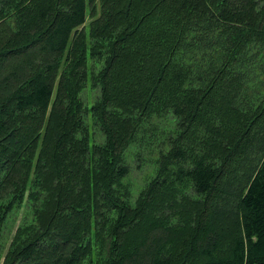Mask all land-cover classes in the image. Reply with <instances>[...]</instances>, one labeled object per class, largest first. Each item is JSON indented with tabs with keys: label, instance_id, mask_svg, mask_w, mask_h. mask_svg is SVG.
<instances>
[{
	"label": "trees",
	"instance_id": "16d2710c",
	"mask_svg": "<svg viewBox=\"0 0 264 264\" xmlns=\"http://www.w3.org/2000/svg\"><path fill=\"white\" fill-rule=\"evenodd\" d=\"M21 209L0 264H264V0H0V233Z\"/></svg>",
	"mask_w": 264,
	"mask_h": 264
},
{
	"label": "rangeland",
	"instance_id": "374dc122",
	"mask_svg": "<svg viewBox=\"0 0 264 264\" xmlns=\"http://www.w3.org/2000/svg\"><path fill=\"white\" fill-rule=\"evenodd\" d=\"M90 18L87 19L86 25L88 24ZM98 66L93 63V61L88 57L87 60V71H88V81L86 84L85 89L81 93V99L83 100L85 106L90 109L91 105L99 96L98 88L92 87L91 84V73L92 71H97ZM86 124L89 129V136H90V145L94 142L102 143L104 140L103 134L100 132L99 129H96L91 122L90 114L86 117ZM165 127V123H160ZM103 139V140H102ZM102 140V141H101ZM149 139H147L148 141ZM148 145L147 142L142 147V151H138L137 148L140 147L137 144H131L124 153L123 159L126 161V164L129 167V173L125 177L124 181L130 184L131 188V197H130V204L134 205L135 200L144 187V184L147 183L152 177H154V173L157 169V148L158 146ZM24 216L23 209L17 211L16 213L12 214L6 223L5 228L0 233L2 247L1 248V255L4 257L6 253V249L8 244L11 241L13 234L15 233L16 227L22 221ZM146 235L141 237V240L146 239ZM147 242V240H146ZM2 261V260H1Z\"/></svg>",
	"mask_w": 264,
	"mask_h": 264
}]
</instances>
